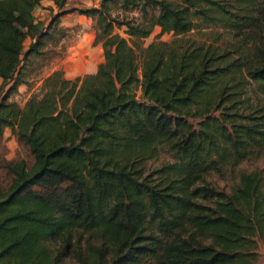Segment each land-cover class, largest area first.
Listing matches in <instances>:
<instances>
[{"label": "trees", "instance_id": "obj_1", "mask_svg": "<svg viewBox=\"0 0 264 264\" xmlns=\"http://www.w3.org/2000/svg\"><path fill=\"white\" fill-rule=\"evenodd\" d=\"M41 1L0 0V135L9 128L33 156L29 166L5 163L0 264L70 256L78 264L147 256L155 264H254L264 242V175L254 160L264 153V108L240 107L244 74L264 93V0H101L89 8L53 0L46 24L34 14ZM114 9L137 10L140 20ZM71 12L95 18L96 71L66 78L54 70L41 96L10 101L29 58ZM208 24L253 33L255 59L186 36ZM161 150L172 161L153 179L144 166ZM210 176L230 182L218 187Z\"/></svg>", "mask_w": 264, "mask_h": 264}, {"label": "rangeland", "instance_id": "obj_2", "mask_svg": "<svg viewBox=\"0 0 264 264\" xmlns=\"http://www.w3.org/2000/svg\"><path fill=\"white\" fill-rule=\"evenodd\" d=\"M100 1L95 7L99 6ZM79 4L77 6L79 8H89L93 5H91L90 1L88 4L83 1L79 2ZM51 11L42 12L39 9L37 11L35 10L34 14L37 19L46 24L53 15ZM111 12L113 13L112 15H119L120 18H127L132 21H139L141 17L137 10L123 12V10L114 9ZM62 22L63 20L61 19L59 25L61 29L56 32V38L48 41L45 48H43V53L39 56H31L29 58L24 71L25 84H21L18 90L10 96V101H15L20 106H23L31 96H41L43 81L54 70H62L66 78L82 76L96 71L97 65L103 60V55L101 43H94L97 30L95 18L84 17L83 15L79 17L76 15L75 18L66 21L65 24H61ZM263 22L261 21L260 25ZM254 29L249 31H254ZM116 32L126 36L120 29H116ZM157 32L158 28L154 30L151 36L144 39V43L146 44L154 40ZM186 36L195 39H208V41L214 42L224 51H227L230 58H240L248 62L255 59L254 45L258 41H256L253 33L241 36L234 29L231 30L222 26L208 24L202 31L194 30ZM162 38L164 40H170L171 34H165ZM28 44L29 39L24 42L25 48H27ZM244 77H246L245 79L248 83L245 88V101L240 107V110L247 114L253 113L258 107L264 108V93L258 88L257 82L248 79L246 74H244ZM9 159H24L29 166L33 161V156L29 149L19 143L10 133V129L5 128L0 135V191L6 189L10 182V175L5 166V163ZM254 160L264 175V153ZM169 161H172L171 155L167 151L161 150L157 156L149 159L145 163V174L153 175L151 177L156 179L155 169ZM208 179L218 184V187L225 186L227 182H230V180H222L217 176H210ZM258 253L259 256L254 264H264V242L262 240H258ZM62 264L78 263L70 256L65 258ZM140 264H155V258L153 256H147Z\"/></svg>", "mask_w": 264, "mask_h": 264}, {"label": "crops", "instance_id": "obj_3", "mask_svg": "<svg viewBox=\"0 0 264 264\" xmlns=\"http://www.w3.org/2000/svg\"><path fill=\"white\" fill-rule=\"evenodd\" d=\"M81 1L86 2L87 4L90 1L91 2V5L93 4L92 7L93 6L95 7V5H97V3L100 0H68V6L69 7H77V6L80 5L79 2H81ZM49 8H53V13H55L57 11V9L54 6L53 0H42L41 3H40V6L37 7L35 10L37 11V10L41 9L42 12L43 11L46 12V11H50ZM76 15H78L79 17H82V15L81 14H78L77 12H71V13H68V14L62 16L61 19L63 20V22L61 24H65L66 21H70L71 19L75 18ZM69 16H71V17H69ZM68 78H72V77H68ZM0 82H1V79H0Z\"/></svg>", "mask_w": 264, "mask_h": 264}]
</instances>
